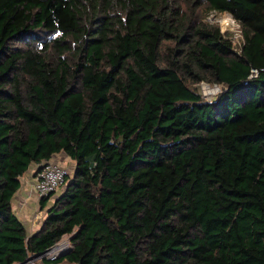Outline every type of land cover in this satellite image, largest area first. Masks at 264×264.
<instances>
[{
  "label": "trees",
  "instance_id": "1",
  "mask_svg": "<svg viewBox=\"0 0 264 264\" xmlns=\"http://www.w3.org/2000/svg\"><path fill=\"white\" fill-rule=\"evenodd\" d=\"M60 153L28 233L20 178ZM64 237L43 264H264V0H0V264Z\"/></svg>",
  "mask_w": 264,
  "mask_h": 264
},
{
  "label": "built area",
  "instance_id": "2",
  "mask_svg": "<svg viewBox=\"0 0 264 264\" xmlns=\"http://www.w3.org/2000/svg\"><path fill=\"white\" fill-rule=\"evenodd\" d=\"M198 85L200 87L197 86V88H201L203 90L200 95L202 97H208L209 99L214 96L221 87L217 84H209L205 82H201ZM72 172L73 169L60 165L56 160H49L41 163L40 170L38 172H35L31 179L33 193L36 196L37 200L46 198L49 195L54 194L57 189L63 188L67 182V179L72 176ZM43 218L44 216L39 210L34 215L33 221L36 224H40ZM62 240L46 252L42 253L38 259L32 260L25 264H43V259L49 262H53L64 252L70 249L68 238L65 241Z\"/></svg>",
  "mask_w": 264,
  "mask_h": 264
},
{
  "label": "crops",
  "instance_id": "3",
  "mask_svg": "<svg viewBox=\"0 0 264 264\" xmlns=\"http://www.w3.org/2000/svg\"><path fill=\"white\" fill-rule=\"evenodd\" d=\"M53 161H57L60 165L64 167H68L70 169L74 168V162L71 161L68 157H66L63 153L57 154L51 158ZM68 160V162H67ZM70 163V164H67ZM40 165L32 164L26 173L20 178L21 186L20 189L15 194L12 200V209L17 218L23 222L26 231L28 233H33L40 224H36L33 221L34 215L40 210L39 200H37L36 196L33 193L32 189V176L36 172L37 168ZM64 187L61 188L59 193H54L51 200L48 201L49 206H51L53 200L57 198ZM48 206V207H49ZM35 208L36 211L32 214V208Z\"/></svg>",
  "mask_w": 264,
  "mask_h": 264
},
{
  "label": "rangeland",
  "instance_id": "4",
  "mask_svg": "<svg viewBox=\"0 0 264 264\" xmlns=\"http://www.w3.org/2000/svg\"><path fill=\"white\" fill-rule=\"evenodd\" d=\"M182 2V7L183 9H185V0H179V2ZM196 20L197 21H201L205 24H209L212 26H217L220 30V32L223 34V36L230 40L232 45L234 46V50L237 51L239 49V46L241 44V29L240 26L238 25L237 22H235L233 20V18L226 13H216V12H210V13H205V10H203L202 8L200 10L197 11L196 13ZM228 20V22L230 23L229 27H226L224 23H226V21ZM218 85V84H217ZM199 86V85H197ZM197 86L194 87V89L196 90V92H198L199 94H201L203 92V90L201 88H197ZM222 87V85H219ZM200 87V86H199ZM221 87L220 90L216 92V94L214 96H212L210 99L208 97H203V99L205 101H212L217 94H219L221 92ZM68 162V160H67ZM70 164V163H67ZM61 189H57L55 191V193H59ZM49 203H47V206L41 211V213L43 214V216L45 215L46 209L48 208ZM35 208H32V214L34 213ZM67 238L64 237L62 241H65Z\"/></svg>",
  "mask_w": 264,
  "mask_h": 264
},
{
  "label": "water",
  "instance_id": "5",
  "mask_svg": "<svg viewBox=\"0 0 264 264\" xmlns=\"http://www.w3.org/2000/svg\"><path fill=\"white\" fill-rule=\"evenodd\" d=\"M40 256H41V255H35V256H33V257H29V258L27 259V261L24 262V263H22V264H25V263L30 262V261H32V260L38 259Z\"/></svg>",
  "mask_w": 264,
  "mask_h": 264
},
{
  "label": "bare ground",
  "instance_id": "6",
  "mask_svg": "<svg viewBox=\"0 0 264 264\" xmlns=\"http://www.w3.org/2000/svg\"><path fill=\"white\" fill-rule=\"evenodd\" d=\"M229 22H230V21H229ZM229 22H228V20H227L226 23H224L226 27H229V26H230V23H229Z\"/></svg>",
  "mask_w": 264,
  "mask_h": 264
}]
</instances>
